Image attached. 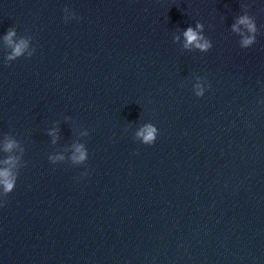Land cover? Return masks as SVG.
I'll return each mask as SVG.
<instances>
[{
    "label": "clouds",
    "instance_id": "clouds-1",
    "mask_svg": "<svg viewBox=\"0 0 264 264\" xmlns=\"http://www.w3.org/2000/svg\"><path fill=\"white\" fill-rule=\"evenodd\" d=\"M67 11V8L64 9ZM240 25H243L248 35H244L240 32ZM203 25L197 23L195 29L192 27H188L184 32V47L190 48L195 47L201 51H208L212 45L211 42L202 35ZM232 30L234 32L240 33L243 36L241 41L242 48H248L252 46L256 42V33H257V26L255 21L249 17L248 15H243L237 18V21L232 26ZM16 35L15 29L10 28L5 36V41L12 46L11 53L7 56L8 61H14L17 58L25 56L27 52V57H31L33 55V51L28 50L29 42L26 39L21 38L18 43L13 44V37ZM178 39V37H177ZM199 87V86H197ZM203 90L197 92V96H202ZM158 135V130L151 124L144 126L138 133L137 136L142 138L143 144L152 145ZM14 141H9L5 145V151H11L15 147ZM76 154L72 156L73 161L77 163H83L87 160L88 154L87 151L83 148V146L78 145L76 146ZM53 159H63V157H57ZM5 164L14 165V159L9 158L8 160L4 161ZM86 174V173H85ZM17 182V177L14 175L10 168H5L0 170V188H2V195L5 197L8 196L13 190L15 189Z\"/></svg>",
    "mask_w": 264,
    "mask_h": 264
}]
</instances>
